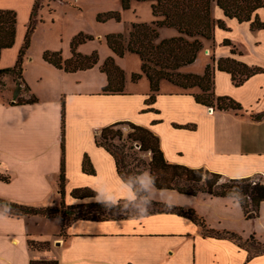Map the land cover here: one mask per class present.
<instances>
[{
    "label": "crops",
    "instance_id": "obj_1",
    "mask_svg": "<svg viewBox=\"0 0 264 264\" xmlns=\"http://www.w3.org/2000/svg\"><path fill=\"white\" fill-rule=\"evenodd\" d=\"M34 3L35 0H0V9L17 12L15 44L3 50L0 69L15 65ZM258 13L264 21V8ZM212 15L227 26V29L215 28L216 59L234 58L251 66L264 67V29L252 31L249 23L225 16L216 4ZM225 39L239 51L233 54L231 47L223 44ZM211 52L208 47L203 50L206 55ZM30 57L28 50L25 66L34 61ZM40 57L41 53L37 57L42 64L40 68L45 71L47 66L60 80L61 93L45 97L49 95L45 91V72L32 75L25 71L24 74L23 69L28 87L26 95H35L37 101L17 102L13 99L17 81L10 74L3 77L6 96L2 91L0 175L9 180L0 179V198L37 207L60 205L62 95L65 96L67 204L135 199L134 190L119 175L113 156L96 144L102 129L117 122H131L149 129L159 138L169 163L202 168L220 173L224 178L258 175L264 179V147L244 149V137L247 136L249 143L253 133H247L246 128L260 123L252 118V114L264 109V101H260L264 96V74L250 77L242 90L233 84L229 73L215 70L216 94L228 95L243 106L249 105L250 110L237 113L211 111L195 101L192 93H198V88L187 91L167 81L161 83L152 104L146 102L150 93L149 80V90L145 92L127 89L126 94H104L102 89L107 84V76L102 71L72 80L68 91L66 76L76 72L57 69L45 60L41 61ZM77 86L80 88H75ZM86 155L95 169L94 174L83 171ZM149 159L150 155H147ZM142 182L149 191V198L194 209L210 228L240 232L229 222L230 218L247 220L234 198L216 197L205 192L188 195L172 189H158L151 179V185L146 180ZM76 188H89L97 196L75 198L72 191ZM167 192H176L177 197H165ZM199 196H203L202 199ZM206 205L216 211V219L204 210ZM230 211L234 213L229 214ZM60 231V217L13 216L0 212V264H30L32 260L53 259L59 264H264V254L246 261L248 252L234 241L204 236L199 224L176 213H152L106 221L76 220L68 227V237H60ZM29 239L50 241V249H33L28 244Z\"/></svg>",
    "mask_w": 264,
    "mask_h": 264
},
{
    "label": "trees",
    "instance_id": "obj_2",
    "mask_svg": "<svg viewBox=\"0 0 264 264\" xmlns=\"http://www.w3.org/2000/svg\"><path fill=\"white\" fill-rule=\"evenodd\" d=\"M150 1L153 14L158 18L152 23L132 24L128 35L110 34L106 37L112 52L123 57L126 52L137 54L141 59V72L133 75L137 80L146 75L150 83L147 104L155 102L163 81L170 82L183 90L198 88L192 93L195 101L205 107L218 111H236L241 113L243 106L230 96H219L215 92V70L231 75L235 86L243 85L250 77L263 73L260 67H251L234 58H213L202 74L184 72L183 69L193 64L198 54L204 50V41L215 40V28L227 29L223 20H216L212 15L213 5L223 10L225 16L235 18L240 23H249L252 31L264 29V21L259 17L258 10L264 8V0H136ZM42 0H35L29 25L25 34L16 63L13 67L0 69V86L4 85L3 77L13 75L19 83L27 84L23 78V65L30 47L31 37L37 25V13ZM123 8H129L132 0H121ZM111 15V14H110ZM113 16V15H111ZM175 28L176 37L166 38L157 42L160 28ZM17 34V12L12 9H0V59L3 50L13 47ZM77 37L72 42V56L63 59L61 52L46 51L43 59L57 69L68 73L87 70L97 63L96 54L83 55L76 51ZM224 45L231 47L233 54L238 48L228 39ZM216 61V62H215ZM107 76V84L103 87L104 94H126L125 72L116 64L113 57L107 58L101 66ZM37 97L31 95L21 102H35ZM20 102V101H17ZM263 113L252 114L255 120L261 119ZM121 125H128L130 131L124 135ZM194 127V126H191ZM96 144L109 152L116 163L117 171L122 180L135 192V199L112 201H93L67 204L65 201V105L62 103L61 117V175L59 206L35 207L8 201L0 198V212L13 216L40 215L60 217V237H68V227L76 220L106 221L143 217L152 213H176L187 217L200 225L202 233L207 237L229 239L248 252L247 261L264 254V241L252 234L244 239L241 235L228 231L210 228L205 219L194 209H186L168 203L158 202L148 197L147 191L140 180L141 174L149 172L152 184L158 189H172L179 193L197 195L205 192L216 197L234 198L242 207L247 220L256 219L264 202V179L254 182V176L226 178L221 183L222 175L202 168H190L181 164L169 163L163 154L159 138L149 129L131 122H117L104 127L96 137ZM137 149L129 154L127 150ZM135 149V150H136ZM141 154L150 155L149 160L142 159ZM83 171L94 174L95 169L86 155L83 159ZM1 180L9 177L0 175ZM75 198L96 197L97 193L89 188H76L72 191ZM28 244L37 250L50 249V241L29 239ZM30 264H59L53 260H32Z\"/></svg>",
    "mask_w": 264,
    "mask_h": 264
},
{
    "label": "rangeland",
    "instance_id": "obj_3",
    "mask_svg": "<svg viewBox=\"0 0 264 264\" xmlns=\"http://www.w3.org/2000/svg\"><path fill=\"white\" fill-rule=\"evenodd\" d=\"M41 3V7L39 8L36 17V29L34 30V33L31 37L29 47L31 53L30 58H34V61L29 63L27 62L26 66L23 65L24 74L25 71L32 73V75H35L36 72L40 73L41 71H44L42 68H40V65L42 64L39 63V58L37 59L40 53L41 61L44 60L43 54L46 51L61 52L63 59H67L68 57H70L72 55V42L77 37L78 43L76 51L83 55L96 54L97 63L90 69L79 71L75 74H67L65 79L66 90H70L69 84L72 80L81 77L82 75H93L94 73H100L103 62L109 57H113L116 61V64L125 72L126 91L127 89H129L141 93L149 90L148 79L145 75H142L137 80L133 79L134 74H138L141 72L140 57L137 54L131 52H126L123 57L116 56L109 48L106 37L110 34H123L127 36L132 24L152 23L153 21L157 20L158 18L153 14L150 1L132 0L129 8L126 9L123 8L121 0H42ZM110 14L113 16H111ZM159 33L160 35L157 42H160L166 38L176 37L178 35L177 30L170 27L160 28ZM203 41L205 46L204 49L208 47L212 51L211 54L206 55L203 53V51H201L198 54L197 60L189 67L185 68L183 70L184 72L197 71L196 73L202 74L208 64H213V58H215L216 60L215 40L214 42L210 40ZM260 46H263V44ZM251 67H260L264 69V67L259 65H253ZM44 72L45 91L49 93V95L45 97H49L50 94L53 95L55 92L61 93L62 85L60 84V80L54 75L53 72H51V70L47 66L45 67ZM258 74H264V72ZM92 79L93 77L91 76V80ZM245 84L246 82L243 85L238 86V89L244 90L245 88L243 87L245 86ZM17 85L18 86L13 90V99L15 101H23L29 99V97H27L26 95L27 89L24 87V84L17 81ZM75 88H80V86H77ZM5 90L6 89L4 82V85L0 86V95L2 91V95H5ZM63 97L65 96H61L62 103L64 102L65 105V98ZM260 101H264V96L261 97ZM243 109L250 110L249 105H244ZM263 112L264 109L260 110L258 113L261 114ZM258 121H260V123L246 128L245 131H248L247 133L252 131L254 134L252 133L250 135L249 143L246 142L247 136L244 137V149H260L262 148V146L264 147V115H262V118L258 119ZM115 129L122 130L124 135H126L130 131V127L128 125H121L120 127H116ZM135 149L127 150V153H136L137 149ZM141 157L142 159H145L147 161L146 154H141ZM149 177V173L145 172L141 176L140 180L141 182L142 180H146L149 182V185H151ZM260 178V176L254 175V182H257L258 180H260ZM220 182H227V179L222 177ZM148 192L147 194H149ZM169 195H175V197H177L176 192H167V194H165V197H168ZM201 197L203 196H199V198ZM194 201L198 200L196 199ZM48 206L53 205L51 204ZM204 210H207V212L209 211V213L215 216L216 219L217 215L214 209H210L209 206L206 205ZM233 213V211L229 212V214ZM229 222L232 224V226L239 228L238 230H240V232L235 233L241 235L244 239H247L252 234H255L257 238L261 239V241H264V203L260 206L258 218L252 220L241 219L240 221H238L237 219H233V217H231ZM219 230L223 231L221 228H219ZM241 230H243V232H241Z\"/></svg>",
    "mask_w": 264,
    "mask_h": 264
},
{
    "label": "built area",
    "instance_id": "obj_4",
    "mask_svg": "<svg viewBox=\"0 0 264 264\" xmlns=\"http://www.w3.org/2000/svg\"><path fill=\"white\" fill-rule=\"evenodd\" d=\"M210 110L212 111V110H213V108H210Z\"/></svg>",
    "mask_w": 264,
    "mask_h": 264
}]
</instances>
